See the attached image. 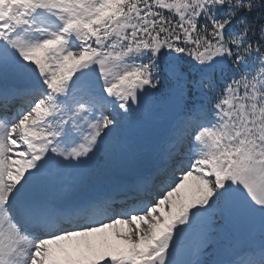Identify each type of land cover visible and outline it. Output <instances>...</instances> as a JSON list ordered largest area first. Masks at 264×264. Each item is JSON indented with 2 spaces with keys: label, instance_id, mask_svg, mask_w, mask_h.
Instances as JSON below:
<instances>
[{
  "label": "snow or ice",
  "instance_id": "6c2138e0",
  "mask_svg": "<svg viewBox=\"0 0 264 264\" xmlns=\"http://www.w3.org/2000/svg\"><path fill=\"white\" fill-rule=\"evenodd\" d=\"M0 264H264V0H0Z\"/></svg>",
  "mask_w": 264,
  "mask_h": 264
}]
</instances>
